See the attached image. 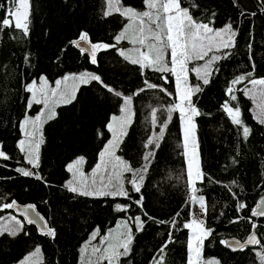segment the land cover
Here are the masks:
<instances>
[{"label":"trees","instance_id":"obj_1","mask_svg":"<svg viewBox=\"0 0 264 264\" xmlns=\"http://www.w3.org/2000/svg\"><path fill=\"white\" fill-rule=\"evenodd\" d=\"M121 2L138 11L146 9L143 0ZM190 2L182 0V6ZM198 3L200 8L193 10L196 19L205 22L212 19V26L217 29L232 23L239 30L232 55L215 66L219 71L213 74L210 84L192 97L202 113L194 120L199 163L205 174L204 182L197 184L198 195L205 197L208 207L205 227L212 230V235L204 241L202 259L204 262L215 259L220 264H260L256 255L259 246L231 253L219 241L236 238L244 242L253 230L248 220L250 209L264 194V125L254 118L253 102L242 91L236 92L238 100L232 104L238 103L241 119L251 129L248 140L243 139L242 130L232 125L221 106L227 99L225 89L230 81L252 71L249 43L255 63L252 78H264V0H198ZM105 10V0H31L30 35L24 38L10 29L0 33V149L11 157L6 161L0 159V197L4 198L0 203L15 199L21 205L35 204L56 231L53 239L26 226L30 232L28 236L0 237V264H17L36 246L42 250V264H79V250L95 229L104 235L117 222L135 215H141L145 221L144 230L136 232L133 226V252L122 258L121 264H152L153 256L167 239L169 226L156 223L143 214L132 202L139 194L131 193L127 183L125 186L132 200L76 196L64 187L70 178L66 170L69 162L84 157L86 171L97 164L99 152L110 137L107 124L123 103L122 97L107 92L97 82L79 87L76 101L57 107L56 118L43 124L44 143L39 150V168L34 170L43 179L24 177L15 171L17 167H31L18 148V141L23 138L19 122L26 115L34 116L41 111V105L37 104L27 109L30 94L24 86L42 77L54 84L65 75L85 71L100 75L104 84L114 91L133 96L132 123L117 155L134 169L143 166V156L148 151L144 144L153 131H159V126L153 130L150 124L151 109H158V123L167 118L162 109L176 99L174 81L168 73L146 70L141 75L138 66L125 62L114 49L99 52L97 65H92L70 45L69 42L82 31L90 34L92 42L115 43L114 36L127 21L119 14L105 18ZM212 12L215 17L211 16ZM242 12L245 15H241ZM253 12L256 14L252 15ZM3 15L0 9V17ZM127 45L121 42L119 47L126 49ZM165 76L167 80L162 78ZM145 80L159 87L133 95L145 87ZM197 83L201 82L195 79L193 85ZM245 86L250 84L245 81L237 88ZM153 150L155 156L142 189L144 211L164 221L180 213L178 227L173 230L174 242L167 250L166 264H187L189 231L182 225L191 219V206L186 204L187 167L178 112L173 113L160 148ZM130 176L127 173L125 180ZM240 201L248 208L237 212L236 204ZM118 203L132 206L128 212H117L115 205ZM7 214L9 211L0 212V216ZM252 221L264 244V220L252 218Z\"/></svg>","mask_w":264,"mask_h":264},{"label":"snow or ice","instance_id":"obj_2","mask_svg":"<svg viewBox=\"0 0 264 264\" xmlns=\"http://www.w3.org/2000/svg\"><path fill=\"white\" fill-rule=\"evenodd\" d=\"M67 2V0H65ZM147 10L138 11L131 6H124L121 0H105L106 10L103 16L107 18L113 14L121 15L127 23L122 30L114 36L115 43L92 42L90 34L82 31L78 37L70 41V45L79 51L82 57H86L89 63L97 65L98 53L114 49L123 60L131 65L138 66L141 75L146 70L168 73L175 78L176 99L169 104L166 109L167 118L158 123V109L152 108L150 113V124L152 129L159 126V131H153L147 138L144 148L148 151L143 156L144 164L141 168L134 169L129 163L116 154V150L122 143V137L127 135V129L132 123L133 96L122 95L119 91H114L110 86L104 84L100 75L85 71L79 74H68L55 81L54 86H50L46 78H41L39 85L36 81L24 86V90L30 94L27 100V109H31L34 104H42V111L35 117H28L19 122V128L23 138L18 141V148L23 155L27 165L31 167H17L15 171L24 177H33L42 180L39 172L34 171L39 168V150L44 143L42 128L43 124L56 118L55 108L59 105L72 104L77 99V91L81 85L97 82L102 85L107 92L114 93L117 97H122L123 103L120 107V115H113L111 122L107 124L108 131L112 138L99 152V162L92 169L91 173H85L83 165L84 157H79L66 165V170L71 174L64 187L68 192L76 196L103 198L121 197L132 200V196L125 184L131 186V193L139 194L138 199L132 201L148 219L159 224H167L169 232L167 239L157 250V255L152 258V264H166V254L169 244L173 243V230L178 227L177 218L180 213L170 221L157 220L148 216L144 211V200L142 189L145 186V179L149 170L155 151L160 148V142L165 137L168 123L172 120L173 113L178 112L183 131V154L187 161V199L186 204L197 206L200 216L192 215V219L183 223V228L190 230L187 241V264H220L218 260L210 259L202 262V251L204 241L212 235V230L205 227V219L208 212L205 197L198 195L200 188L198 183H203L205 174L200 167L197 142L195 138L196 124L195 117L202 113L196 107L192 97L196 93L203 91V86L211 82V77L217 71L215 66L223 60H227L232 55V49L237 46L236 37L239 30L233 27L232 23H226L217 29L213 27L214 20L207 22L195 18V9L200 8L198 0H191L187 6H182V0H143ZM0 9L4 11L0 17V33L5 30H12L19 33L24 38L30 35L31 0H5L0 3ZM256 13H252L255 15ZM245 15V13H241ZM215 17V13H211ZM127 40L132 45L129 49L119 47L120 43ZM249 60L252 62V71L235 76L225 89L227 99L222 104V111L226 114L232 125L240 128L244 140H248L251 129L244 124L241 119L242 113L238 103L233 106L238 97L237 91H242L245 97L252 100L255 110L253 116L258 123L264 125V78H252L255 71V63L251 55L252 44H248ZM170 54V59L166 56ZM194 61H204L203 64L195 65L191 69L189 64ZM27 62V57L25 58ZM2 67V66H0ZM193 72L201 83L192 85L189 83V72ZM167 80V77H162ZM245 81L251 87L245 86L238 89L237 86ZM71 82V83H69ZM144 88L139 89L133 95H139L146 89H156L159 86L144 81ZM166 95H171L166 89L159 88ZM191 145V147H190ZM0 159L9 160L11 157L0 149ZM131 176L125 180V174ZM233 184L236 182L233 181ZM231 192V188L225 185ZM237 198V194L233 193ZM4 199L0 197V200ZM131 204H116L117 212H128ZM248 208L242 201L236 204L237 212ZM14 210L18 215L11 214ZM9 211L7 217H0V237L8 236L13 239L21 234L30 235L26 225H34L38 234L55 238L56 231L49 226L45 216L37 210L35 204H28L21 207L15 199L6 203H0V212ZM223 214V213H222ZM22 217V219L18 218ZM254 217H264V197H261L255 207L250 209L248 217L253 231L242 243L239 240L222 239L220 244L232 248L233 251L243 250L246 246H259L256 252L260 264H264V244L257 236V225L252 221ZM243 217H241L242 219ZM145 221L141 215L131 216L117 224L115 229H110L106 234L101 235L100 230L95 229L89 240L80 248L79 264H121L122 258L129 257L133 252V241L136 232L144 230ZM99 237V243L93 241ZM41 248L36 246L33 251L26 254L17 264H42L39 257Z\"/></svg>","mask_w":264,"mask_h":264},{"label":"rangeland","instance_id":"obj_3","mask_svg":"<svg viewBox=\"0 0 264 264\" xmlns=\"http://www.w3.org/2000/svg\"><path fill=\"white\" fill-rule=\"evenodd\" d=\"M145 10H147V9H145ZM122 42H125V43H127L128 45H127V48L126 49H129V48H131L132 47V45L131 44H129L128 43V41L127 40H124V41H122ZM123 49V48H122ZM166 59H170V54L169 55H167L166 56ZM204 63V61H194L193 63H191V64H189V68L191 69L193 66H195V65H200V64H203ZM170 75V74H169ZM189 83L190 84H192L193 85V83H194V81H195V79H196V77H195V74L193 73V72H189ZM171 76V75H170ZM172 77V76H171ZM44 78V77H43ZM173 78V81H174V86H175V78L174 77H172ZM194 80V81H193ZM197 80V79H196ZM39 82H40V80L39 81H37V85H39ZM49 83V82H48ZM69 83H71V82H69ZM49 85L50 86H54V84H51V83H49ZM82 86V85H81ZM80 86V87H81ZM249 87H251V85L249 86ZM175 90H176V87H175ZM37 105H41V111H42V109H43V105L42 104H37ZM59 106H62V105H59ZM59 106H57V107H59ZM56 107V108H57ZM56 108H55V110H56ZM255 110V106H254V104H253V109H252V112ZM40 111V112H41ZM132 111H133V109H132ZM39 112V113H40ZM39 113H37V114H35L34 116H28V117H35L36 115H38ZM121 113H120V110H119V112H118V114H116V116H119ZM133 118V117H132ZM110 122H111V119H110ZM181 130H182V125H181ZM109 134H110V137H109V140L112 138V134L109 132ZM182 137H183V131H182ZM123 138V137H122ZM195 138H196V136H195ZM108 142V141H107ZM197 142V141H196ZM107 144V143H106ZM190 147H191V145H190ZM118 150V149H117ZM117 150H116V154H117ZM79 158V157H78ZM185 161H186V157H185ZM98 162H99V158H98ZM97 162V163H98ZM85 164V163H84ZM95 167V166H94ZM93 167V168H94ZM186 167H187V161H186ZM92 168V169H93ZM92 169H90V170H88V171H86L85 170V166L83 165V170H84V172L85 173H91V171H92ZM70 174V173H69ZM127 174V173H126ZM125 174V175H126ZM69 179H71V174H70V178ZM191 219H192V215L194 214V215H196L197 217H199L200 216V210H199V207H198V205L197 206H191ZM9 214H7V215H2V216H0V217H7ZM204 218V217H203ZM190 219V220H191ZM121 221H123V220H121ZM121 221H119V222H117V224L118 223H120ZM117 224L112 228V229H115L116 228V226H117ZM188 231H189V236H190V230L188 229ZM88 240H89V238H88ZM87 240V241H88ZM87 241H85L84 243H83V245L87 242ZM93 243L94 244H98L99 243V237H97V240L96 241H93ZM82 245V246H83ZM39 259H40V261H42V255L40 254V257H39ZM202 262H204L203 261V259H202ZM206 262V261H205Z\"/></svg>","mask_w":264,"mask_h":264},{"label":"water","instance_id":"obj_4","mask_svg":"<svg viewBox=\"0 0 264 264\" xmlns=\"http://www.w3.org/2000/svg\"><path fill=\"white\" fill-rule=\"evenodd\" d=\"M261 197H264V194L262 195V196H260L259 197V199L257 200V202H259V200L261 199ZM256 202V203H257ZM21 207H23V206H26V205H28V204H25V205H21V204H19ZM9 211H11V213L13 214V215H18L14 210H9ZM18 218H20V219H22V217H19L18 216ZM254 219H257V220H264V217H254ZM26 226H32V227H34L35 229H36V227L34 226V225H26ZM36 231H37V229H36ZM253 231V230H252ZM37 233H38V231H37ZM40 235V234H39ZM227 240H238V239H236V238H228ZM240 241V240H239ZM242 242V241H241ZM243 243V242H242ZM225 247V246H224ZM228 251H230L231 253H238V252H240L241 250L240 249H237V250H235V251H233L232 250V248H230V247H225ZM254 248H256V246H246L244 249H254Z\"/></svg>","mask_w":264,"mask_h":264}]
</instances>
